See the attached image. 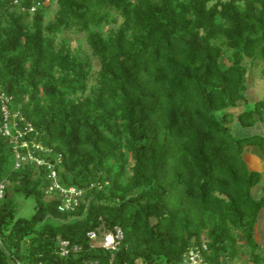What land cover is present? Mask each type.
Listing matches in <instances>:
<instances>
[{"label": "trees", "instance_id": "1", "mask_svg": "<svg viewBox=\"0 0 264 264\" xmlns=\"http://www.w3.org/2000/svg\"><path fill=\"white\" fill-rule=\"evenodd\" d=\"M51 1L45 21L46 0H0V87L61 154V181L85 192L58 211L44 169H14L0 134V264H183L202 243L207 264L240 252L263 264L264 185L255 198L260 174L242 153H264V135L230 126L264 119V95L231 110L249 103V68L264 77V0ZM63 33L84 34L89 53ZM19 198L34 200L31 215H18ZM116 229L113 249L88 236Z\"/></svg>", "mask_w": 264, "mask_h": 264}, {"label": "built area", "instance_id": "2", "mask_svg": "<svg viewBox=\"0 0 264 264\" xmlns=\"http://www.w3.org/2000/svg\"><path fill=\"white\" fill-rule=\"evenodd\" d=\"M17 0H14L16 3ZM33 10V8H31ZM11 95L0 87V134L7 137L13 155V168L18 169L23 164H30L44 169L47 185L44 187L46 200L57 198V209L60 212H73L79 205L85 190L74 185H65L58 173L61 163V154L55 155L54 149L39 141L33 124L17 110L11 109ZM8 181L0 182V199ZM96 245L106 248H115L117 239L121 237L120 229L116 233L107 232L99 237L94 231L88 233ZM62 247L66 241H60ZM207 249L206 243L189 247L183 255V264H207L203 261L202 252ZM63 250L62 253H65ZM16 264H22L16 262Z\"/></svg>", "mask_w": 264, "mask_h": 264}, {"label": "rangeland", "instance_id": "3", "mask_svg": "<svg viewBox=\"0 0 264 264\" xmlns=\"http://www.w3.org/2000/svg\"><path fill=\"white\" fill-rule=\"evenodd\" d=\"M46 3H49V11L47 16L45 17V21H48L54 15V11L56 9V5L51 0H46ZM61 37L67 38L69 44L72 48H76L74 51L77 55L84 56L89 53L87 44L85 42V35L82 33H63ZM92 68L93 70L98 68V62L93 59L92 60ZM246 90L245 95L248 97L249 103L247 104H239L237 107L232 108L233 112H238L242 109L248 110L253 107V103L255 100L262 99L264 95V77L260 73V66L255 64L249 68V71L246 75ZM93 81V80H91ZM237 127V128H236ZM240 127L236 120L231 123L230 129L231 132L235 135H244L251 132H260L264 135V119L259 120L257 125L253 127V129H245L238 128ZM254 196H257L256 191L253 193ZM19 216H29L33 212L34 200L32 198L27 199H18ZM235 264H250L248 261V254L246 252H240L239 257L237 258V262ZM233 263V264H234Z\"/></svg>", "mask_w": 264, "mask_h": 264}, {"label": "crops", "instance_id": "4", "mask_svg": "<svg viewBox=\"0 0 264 264\" xmlns=\"http://www.w3.org/2000/svg\"><path fill=\"white\" fill-rule=\"evenodd\" d=\"M242 157H243L247 167L250 170L258 171L260 174L259 182L251 188L252 194L254 193V191H256V193H257V196H254V195L253 196L255 198H258L263 193L264 153L260 152V150L257 147L247 146V147H245V149L242 153ZM254 235H255V239H256L257 243L260 246L264 247V205L259 210L257 220H256V224H255V229H254ZM236 262H237V259H236ZM250 264H252V262H250Z\"/></svg>", "mask_w": 264, "mask_h": 264}]
</instances>
